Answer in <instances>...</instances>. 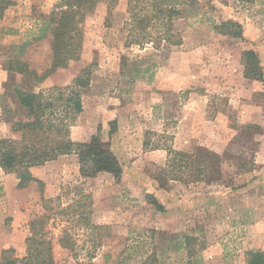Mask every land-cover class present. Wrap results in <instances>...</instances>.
Listing matches in <instances>:
<instances>
[{"label":"rangeland","instance_id":"374dc122","mask_svg":"<svg viewBox=\"0 0 264 264\" xmlns=\"http://www.w3.org/2000/svg\"><path fill=\"white\" fill-rule=\"evenodd\" d=\"M7 1L0 137L20 138L5 121L14 109L9 85L65 88L85 72L70 138L109 143L121 176L82 177L73 153L31 170L42 190L18 189L0 169V257L12 250L10 259H22L28 238L50 248L53 264H247L248 251L264 252V0H181L172 22L181 44L159 48L127 45V0L110 15L101 2L78 25L80 60L51 72L50 35L40 29L59 0ZM227 21L241 26L240 39L215 33ZM247 49L260 60L261 80L243 76ZM12 59L38 79L8 71ZM144 140L158 149H144ZM168 150L189 155L177 179Z\"/></svg>","mask_w":264,"mask_h":264},{"label":"trees","instance_id":"16d2710c","mask_svg":"<svg viewBox=\"0 0 264 264\" xmlns=\"http://www.w3.org/2000/svg\"><path fill=\"white\" fill-rule=\"evenodd\" d=\"M104 2L107 13L117 6L119 0H59L57 8L51 13L50 21H43L40 37L49 32L52 62L48 72L57 68H66L69 62L80 60L82 36L78 25L83 15L93 12L99 3ZM181 0H127L128 21L125 24L130 38L129 44L143 46L151 42L179 46L181 39L173 32V19L180 15ZM9 5V1L0 0V18ZM152 30L156 37L152 38ZM220 36L240 39L242 28L239 24L227 21L214 26ZM243 76L257 81L262 79V67L257 54L250 49L241 53ZM8 71L23 77L38 79L27 65L9 60L5 63ZM33 80V79H32ZM35 81V80H34ZM89 86V77L85 72L76 77L65 88L51 87L38 92L28 91L24 86L9 85L4 95L10 96L14 109L5 110V121L11 123V131L19 133V139L0 137V169L5 174H13L17 179V188L24 189L36 183L42 190L43 182L31 172L33 168L43 167L60 156L73 153L77 156L79 173L82 177H95L107 173L119 180L121 167L110 150L98 135L92 136L87 143H73L69 129L77 115L83 111L81 91ZM109 134L116 131V121L109 122ZM143 148L149 147L144 140ZM168 167L171 177L177 179L174 169L186 168L189 155L184 152L168 150ZM161 209V206L157 204ZM27 253L20 259H10L4 250L0 264H53L50 248L37 244L34 238L27 239ZM43 243V242H42ZM37 246L33 249V246ZM44 247V248H43ZM247 264H264V252L248 251Z\"/></svg>","mask_w":264,"mask_h":264}]
</instances>
